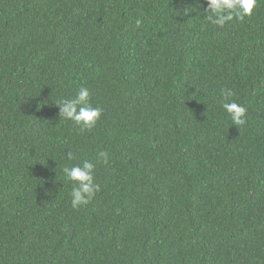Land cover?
<instances>
[{"label": "trees", "instance_id": "trees-1", "mask_svg": "<svg viewBox=\"0 0 264 264\" xmlns=\"http://www.w3.org/2000/svg\"><path fill=\"white\" fill-rule=\"evenodd\" d=\"M206 7L0 0V264H264V0L223 28ZM81 87L90 130L56 105ZM83 160L101 190L74 210Z\"/></svg>", "mask_w": 264, "mask_h": 264}, {"label": "clouds", "instance_id": "clouds-1", "mask_svg": "<svg viewBox=\"0 0 264 264\" xmlns=\"http://www.w3.org/2000/svg\"><path fill=\"white\" fill-rule=\"evenodd\" d=\"M207 7L204 9L207 20L214 26L223 28L233 19L242 21L246 16L253 13L256 6V0H206ZM190 9H184L187 13ZM142 21H135L136 27H140ZM90 91L86 87H81L72 98L61 99L56 102L59 107V116L64 120L73 122L81 130L92 129L100 119L102 109L94 107L90 102ZM235 95L230 88L221 90V106L228 114L231 123L237 127L244 126L247 123V109L230 99ZM98 158L104 163H109V154L106 151L98 153ZM66 159L72 161L75 156L71 151L66 153ZM95 164L89 160H83L80 164L64 166L62 172L66 181L71 182V208L79 210L87 206L100 192L101 185L95 181Z\"/></svg>", "mask_w": 264, "mask_h": 264}]
</instances>
